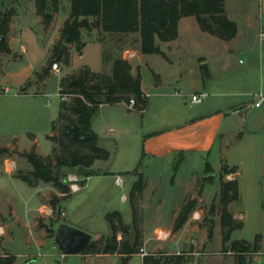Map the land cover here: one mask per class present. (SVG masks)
Listing matches in <instances>:
<instances>
[{
    "label": "rangeland",
    "instance_id": "1",
    "mask_svg": "<svg viewBox=\"0 0 264 264\" xmlns=\"http://www.w3.org/2000/svg\"><path fill=\"white\" fill-rule=\"evenodd\" d=\"M238 1L227 0L226 5L228 10L235 11V13L230 12L233 19L235 18L244 26L245 13L237 12ZM252 1L251 4H248L250 0H247L245 10L249 11L257 5L255 0ZM12 4H15L16 7H13L21 13L18 19L14 17V22H19L20 28L26 27L28 23L34 26L36 17H32L29 12V10L33 11L36 8L34 0H0V10L5 11L11 8ZM70 6L71 0H60L59 11L56 13L53 10L51 0H49V10L54 12L53 22L51 23L54 24V19L57 17L54 27L46 25L44 17L40 15V25H35V29L40 35L39 40H35L33 35H25L24 41L29 42L33 60L43 57L45 51L47 52L46 49L51 47V40L46 39V37L52 30L56 31L58 26L68 18ZM90 21H93V19L90 18ZM138 37L139 33L122 35L105 33L95 26L91 29H82L83 42L99 39L103 41L105 48L113 56H123L126 48L136 49ZM213 40L216 39H213L210 33L200 28L196 17L185 16L180 23L179 37L175 41L170 44L157 41L165 55L143 53L142 79L146 91L151 94L149 112L145 117V120L147 119L149 122H146L144 127L142 126L143 115L139 111H136L133 117L129 119L130 122H127L128 120H124V118L128 112H131L127 107L115 104L106 106L108 111L104 116V121L118 127L117 132L105 134L106 126L101 123L102 117L97 119V122H100L98 129L102 133L99 145L110 151V157L99 160L92 167L95 173L88 181L87 188L64 198L61 204V196L49 194V189L43 185L38 187L36 193L38 191V196L41 197L37 204L38 210L32 218L27 220V227L17 224L12 225L15 228L12 240H5L4 231L0 232V253H3V249H7L12 254L17 255L14 264H77L78 261L73 259L75 258L73 256L76 255H68L70 258L66 261L57 249L55 233L59 225L65 221L73 222L75 227L91 233L93 236L92 241L103 240L113 235L107 214L118 211L122 214L124 223L129 227L127 232L117 234L121 239L124 238L129 242H133L136 229H138L139 232H142V230L156 232L155 236H161L163 239L170 238L172 232H186L185 234L190 236L191 239L199 240L202 234L209 239V232L212 230L214 234L213 238H210L212 240L211 244L214 245L212 250L198 242L196 245L189 247L187 251L196 249L199 254L192 256L199 257L201 264H236V255L229 249L231 243L227 244L226 247H219L220 233L222 235L220 215L222 180L220 177L223 178L224 176L218 174L221 156L217 147L214 148L210 156L206 155L195 161H187L182 165L181 158L178 156L170 166H165L163 163L154 164L151 170V179L153 182L160 183L155 198L164 199V218L159 221V216L155 214L144 215L139 203L137 227L134 226L133 222L132 206L122 199V194L126 191V188L115 185V175L113 173L104 172L105 170L118 172L124 168L133 170L137 167L142 150L139 131H142V133L165 131L172 123L182 122L189 114L196 113L207 102H210L211 99L208 97L205 98L203 103L196 105L194 108H189L185 99L188 93L191 95L197 93L201 85L200 77L194 73H188L187 68L195 63L200 55L211 57L218 52L220 44L214 43L216 41ZM60 42L61 39L56 41V47L60 46ZM66 48L71 53V62L65 64L60 61V70H50L47 75L49 80L47 82L45 103H50L47 107L48 115L54 114L56 110H58L59 115L61 105L59 84L64 76L77 73L80 68L84 67L83 63L85 61H90L95 67L105 68L106 65L104 62L105 65L101 66L102 60L94 47L87 51L84 58L77 51L75 44H72L71 47L67 45ZM53 54H55V49L52 50L45 67L53 58ZM17 57L12 52L0 54V85L4 89L8 88L6 91H0V206L2 210H6L9 200L7 193L15 194L16 202H19L22 216L25 219L28 218L25 202L27 203L31 195V189L25 181L19 180L17 177L12 179V177L19 171L28 172L27 166L29 165L18 150L30 149L31 139L27 134L29 129L36 135L38 149L43 155L52 153L54 143L47 137L48 124L38 120L40 115L36 114L33 108H30L31 105L28 99L19 95L21 90L16 79L12 77L13 65L12 63L8 64V61ZM96 60L98 64H96ZM238 61L239 58L236 59V67L240 65ZM6 68L11 75L3 76ZM202 71L206 76V69L203 68ZM31 83L27 84L26 87ZM159 84L164 87V90L173 93V96L163 99L155 96L154 93L157 91ZM41 87L39 85L37 88L40 89ZM256 98L254 97V99ZM242 110L245 112V116L248 117L247 124L245 125L243 122L241 125V127L244 125V137L231 146L226 154L228 165L230 167L238 166L235 169H239L238 181L241 196L235 201L231 209L235 213L242 211L245 216L244 226L234 231L232 241L242 239L252 241L256 234H264V125L262 126L260 120L264 105L261 108H249L248 103H245ZM166 133L167 131L163 132L160 138L158 137L159 139H154L155 142L159 140L166 142L162 138ZM15 141L20 149L15 146ZM162 142L156 143L158 147L162 146ZM7 144L10 146L8 147L9 151H1ZM207 162L215 169V173L211 172L215 176L211 182L204 180V176L207 175L205 174ZM192 172L200 176L198 185L194 189H192ZM63 173L67 175L66 180L70 176L78 175L75 170L72 171L66 167L63 168ZM131 177H133V173L129 175V178ZM78 178L81 182L82 177L78 175ZM234 178H236V175H231V179ZM42 193L45 194L41 195ZM187 196L190 197L188 200L196 199L197 205L185 225L180 230L175 231L170 220H167L170 209L175 204L182 203ZM33 199H37V195ZM196 210H200L201 216H196ZM5 215H7L6 221H9L7 211ZM37 242L40 246L37 245ZM254 256H250L251 264L254 263Z\"/></svg>",
    "mask_w": 264,
    "mask_h": 264
},
{
    "label": "crops",
    "instance_id": "2",
    "mask_svg": "<svg viewBox=\"0 0 264 264\" xmlns=\"http://www.w3.org/2000/svg\"><path fill=\"white\" fill-rule=\"evenodd\" d=\"M32 1V0H31ZM247 0H239L238 1V11L240 13H245V22L244 26L241 25L235 18L233 19L232 13L235 11H230L226 5V12L228 16L237 22L238 24V33L236 37L231 40L224 41L219 37L211 35L214 43H219L220 47H218V52L214 53L211 57H207L206 55H200L197 61L189 68H187L188 73L198 75L201 81L200 90L193 94H201L203 96V100L199 103H192L191 94L188 93L186 95V104L189 108H194L196 105H199L204 102L205 98L210 97V102H207L205 106L196 113L189 114L182 122H175L167 127L165 131L166 134L162 136L166 142H162L161 140L155 142L154 139H159L160 135L165 131H149L147 133L140 132V144L142 146L141 150V159L139 160L138 164L141 162V166L139 168L140 172L144 174L147 179V185L140 197V207L144 215L147 214H155L159 216V221L163 220V206L165 204L164 199H156L155 193L159 186V182H153L151 179V170L154 167V164L163 163L168 166L174 163L175 158L178 156L181 158V165L187 161H195L204 156H210L212 151L215 147L219 150V155L221 156V163L219 167L218 174L221 175L223 178L220 177L221 180L231 179V175L235 174L236 179L238 181L239 169L237 167H230L226 161V154L229 151V148L234 144L238 143L244 137V125L247 124L248 117L245 116V112H243L242 107L245 103H248L249 108L256 107L254 106V102L256 99L254 97L257 94L262 93L264 95V0H255L257 5L253 7V9L245 10ZM254 2V0L252 1ZM227 3V0H226ZM236 5V4H235ZM12 7L15 4L11 5ZM16 7V6H15ZM32 17H36V23L33 25L29 24L24 27H19V22H14V17L18 19L21 15L19 10H17V14L13 16L11 23H10V36H9V45L11 48V52L13 55L18 56L14 60L8 61L12 63V77L16 79L17 85L19 88L25 85L28 80H31V85L26 87L25 91H19V95L28 99L33 110L36 114H39L38 120H42L49 126L48 135L52 134V123L58 118V110L53 114L48 115L47 107H49L50 103H45L46 88L47 82L49 80L48 77H40L36 75V72L41 73L42 69L45 67L47 59L51 56L52 50L56 46V41L61 39L60 31L63 27L65 20L58 26L56 31H53L46 37V39L51 40V47H49L47 52L43 57H39L37 60H33L31 56V48L29 42L26 40L24 41L25 35L32 36L39 40V33L37 29H35V25H40V15L37 14L36 8L35 10H29ZM35 15V16H34ZM57 17L54 19V24ZM183 20V18L180 20ZM53 22V21H52ZM180 23H179V33H180ZM198 23V21H197ZM42 24V23H41ZM52 24V25H51ZM49 27H54V24L51 23ZM199 24V23H198ZM200 26V25H199ZM208 33V32H207ZM179 37V35H178ZM176 40V39H175ZM173 40V41H175ZM173 41L164 42L170 44ZM26 42V43H25ZM86 45L82 49L81 56L85 57L87 51L94 47V49L98 52V56L102 60L101 66H104V50L105 46L103 41L99 39H92L88 41H84ZM163 43V42H162ZM72 44L69 45L71 47ZM162 49V48H161ZM7 54V53H6ZM143 53L141 52V43H140V35L138 37V45L136 49H129L126 48L124 51L123 57L132 64L133 72L138 73L141 72V66L143 63ZM72 58V57H71ZM239 58V66L236 67L235 62L236 59ZM71 62V60H70ZM106 63V62H105ZM96 64L97 60H96ZM83 66H89L93 71L96 72H106L108 74L111 73L112 70V62H107L105 68L103 67H95L90 61H85ZM205 68L207 70V75L204 76L202 69ZM7 68L3 76L11 75L10 72H7ZM42 86L40 89L37 87ZM142 89L143 92L149 97L148 105L146 110L139 111L143 115L142 126L149 122V120H145L146 114L149 112L150 106V93L146 91L143 79H142ZM5 90H8L6 88ZM155 96L160 98H167L169 96H173V93L164 90L161 84L157 86V91L154 93ZM177 95V92H176ZM110 104H102L99 107L98 112L92 118V129L98 134L99 140L101 139V131L98 129L100 122H97L99 118H101L102 122L105 127V134L107 133H115L117 132V128L110 123L105 122L104 116L107 114L106 106ZM115 105H123L128 108L127 104L117 103ZM264 99L259 106V108L263 107ZM117 107V106H115ZM127 115L125 116L124 120L131 119L134 113L138 110L129 109ZM138 112V113H139ZM100 115V116H99ZM262 126L264 125V110L263 114L261 115ZM39 122V121H38ZM133 122V121H132ZM141 126V127H142ZM29 134V139H31V147L30 149H20L18 143L16 145L18 147L19 152L24 151H31L35 149L36 152L40 155H43L38 149V142L36 141V135L30 131L27 132ZM121 135V134H120ZM159 137V138H158ZM162 146L158 147L156 143H161ZM55 145H53L54 148ZM119 146V142H118ZM10 147L9 144L5 146V148ZM9 149V148H8ZM108 150V149H107ZM110 152V151H109ZM111 154V153H110ZM49 155V154H48ZM47 156V155H43ZM26 159V158H25ZM27 160V159H26ZM101 159H96L92 167L99 162ZM29 166H27V170H31L32 166L26 161ZM137 164V166H138ZM210 164L207 162V165ZM206 165V168H207ZM211 165V164H210ZM91 167V168H92ZM212 167V171L215 173V169ZM227 167L228 171L223 173V168ZM93 169V168H92ZM135 169V168H134ZM133 170L129 169H122L118 172L105 170V173H113L115 175L114 183L115 185L126 188V191L122 194V199L126 202L130 201V192L134 185V183L138 180V176L133 174V177L129 178V175L132 174ZM94 170V169H93ZM206 172V169H205ZM205 173L207 174L204 176L205 181H213L214 174L213 173ZM217 174V175H218ZM78 176V175H76ZM92 175L86 179L84 186L76 192H72L70 195L66 196L64 193L60 192L58 188H56L52 183H46L40 181L37 186H30L31 195L27 201L25 202V206H27L28 218L22 216V210L20 208L19 202H16V195L11 194V192L7 193L8 203L6 206V210H2L0 206V226L1 232L5 235V240L9 241L13 239V233L15 232V228L12 225L17 224L20 226L27 227V220L32 218V216L38 210V200L41 198L38 196V191L36 190L38 187L45 186L49 190V194H54L61 196V201L66 198L74 195L82 191L83 189L88 187V181L91 179ZM199 175L195 172H192V180H193V187L194 189L196 185H198ZM16 178V174L12 177V179ZM225 178V179H224ZM17 179H19L17 177ZM21 180V179H19ZM174 181V179H173ZM222 184V182H221ZM239 184V181H238ZM193 192V191H192ZM42 193L41 195H44ZM37 195V199H33L34 196ZM241 196L240 193V186H239V198ZM190 197H186L182 203L175 204L170 209V215L167 220H170L171 226H174L175 220L182 208V206L186 203ZM238 198V199H239ZM34 201V203H32ZM29 202V204H28ZM235 203L232 202L229 204V210L234 215L237 220L243 222L244 226V219L245 216L242 211L240 213H235L232 211V205ZM19 204V205H18ZM132 206V205H131ZM63 210V208H62ZM8 212L9 221H6L7 215L5 212ZM64 214L65 211L63 210ZM195 214L197 217L201 216L200 210H196ZM123 217V216H122ZM192 219V218H191ZM26 220V221H25ZM124 220V219H123ZM68 224L74 225L73 222H67ZM161 224V223H160ZM75 226V225H74ZM111 226V225H110ZM32 228V227H31ZM33 229V228H32ZM181 229V228H180ZM179 229V230H180ZM176 231V230H175ZM178 231V230H177ZM156 232H146L142 230L140 232V252L133 253L131 255L121 254V253H79L74 254L73 256L78 261L77 264H144V255L141 252V249L144 250L145 253H155L159 251H164L168 253L174 252H181L187 250L192 245H196L198 242L201 243L203 246L205 245L208 249L212 250L214 245L212 243V238H206V235L202 234V237L197 239H191L190 236L185 234L186 232H172V236L170 238H161V236H155ZM170 233V232H166ZM234 233V232H233ZM232 233V234H233ZM168 235V234H166ZM214 235V234H213ZM257 235V234H256ZM255 235V237H256ZM118 236V235H117ZM254 237V239H255ZM118 239L121 240L120 236ZM136 239V233L134 235L133 244ZM243 240V239H242ZM254 240L250 241L253 242ZM232 237L229 242L226 244L223 243L222 235L220 233L219 239V247H226L227 244L232 243ZM37 245L40 246V244ZM231 245V244H230ZM3 253L0 255H7L12 254L9 250L3 249ZM199 254L196 249H194L193 255ZM14 255V254H12ZM17 256V255H14ZM63 259L66 261L70 258L68 255H61ZM72 257V256H71ZM254 263L253 264H264V234H262V242H261V249L258 253L254 256ZM187 264H201L199 261V257L192 256V260Z\"/></svg>",
    "mask_w": 264,
    "mask_h": 264
},
{
    "label": "trees",
    "instance_id": "3",
    "mask_svg": "<svg viewBox=\"0 0 264 264\" xmlns=\"http://www.w3.org/2000/svg\"><path fill=\"white\" fill-rule=\"evenodd\" d=\"M38 15L44 17L45 24L53 21V13L59 11L60 0H51L54 12L49 10V0H34ZM17 14L15 7L5 11L0 10V54L10 53L9 45L10 23ZM185 16L196 17L200 28L228 41L236 37L238 24L226 12V0H71L70 13L60 31L61 42L54 47L55 54L42 72H36L40 77H47L51 65L55 61L69 64L71 53L66 48L61 50L62 43L75 44L78 52L86 45L82 41V29L93 26L109 34L139 33L141 52L144 54H161L165 52L157 41L169 42L178 38L179 23ZM90 18L93 21H90ZM104 62H112L111 73L96 72L89 66L80 68L77 73L64 76L59 84L61 105L58 118L52 123V134L48 138L53 141L52 153L43 156L31 151L20 152L31 164L28 172L19 171L16 177L30 186H37L40 181L52 183L60 192L68 196L72 192L66 180L63 168L75 170L82 177L84 186L86 179L95 172L91 168L96 159H108L110 152L99 145L98 134L92 129V118L102 104L126 103L132 98L135 104L129 109L144 111L148 105V97L142 89V75L134 73L129 60L122 55L113 56L106 48ZM207 71V70H206ZM28 80L20 88L25 91ZM1 151H9L2 148ZM141 162L132 172L138 176L130 192L133 209L134 226L138 225L140 197L147 185V179L139 168ZM61 170L62 177L57 178L55 172ZM212 167L207 165L206 172ZM228 171L223 168V173ZM239 184L236 178L222 180L221 227L222 239L226 244L231 240L232 233L243 227V222L237 220L229 210V204L238 200ZM55 207V204L52 202ZM197 205L196 199L187 200L182 206L173 226L179 230L188 221L190 214ZM107 219L113 230L110 238L91 241L84 253H121L131 255L140 252V232L136 229V239L133 244L122 238L119 232L125 233L129 227L124 223L122 214L118 211L107 214ZM210 238L213 231L209 232ZM262 234H257L254 241L235 240L229 249L236 255V264H251V255L261 249ZM194 250L168 253L159 251L144 255V264H187L192 260ZM16 256L0 255V264H14Z\"/></svg>",
    "mask_w": 264,
    "mask_h": 264
},
{
    "label": "water",
    "instance_id": "4",
    "mask_svg": "<svg viewBox=\"0 0 264 264\" xmlns=\"http://www.w3.org/2000/svg\"><path fill=\"white\" fill-rule=\"evenodd\" d=\"M66 44L62 43L61 50L66 49ZM57 178H61V170L55 172ZM93 236L91 233L81 230L71 224L62 222L55 233V243L57 249L63 255L84 253L91 243Z\"/></svg>",
    "mask_w": 264,
    "mask_h": 264
},
{
    "label": "built area",
    "instance_id": "5",
    "mask_svg": "<svg viewBox=\"0 0 264 264\" xmlns=\"http://www.w3.org/2000/svg\"><path fill=\"white\" fill-rule=\"evenodd\" d=\"M262 36H264V33L262 34ZM59 64H60L59 61L53 62L52 65H51V70H53V71H59L60 70ZM2 90H5V89L0 85V91H2ZM256 97L257 98H256V100L254 102V106L259 107L261 105L263 99H264V95L262 93H259V94H257ZM202 100H203V96L201 94H193L191 96L190 102H192V103H199ZM134 104H135V99L132 98L130 100L128 106L129 107H133ZM68 185L70 187V190H72V191L74 190V192L75 191H79L83 187V185L79 181L78 176H70L69 179H68ZM0 232H1V229H0ZM141 252H142L143 255H146L147 254V253L144 252L143 249H141Z\"/></svg>",
    "mask_w": 264,
    "mask_h": 264
}]
</instances>
